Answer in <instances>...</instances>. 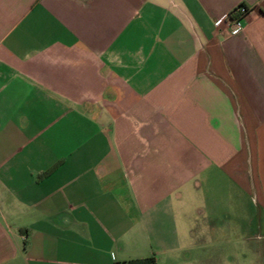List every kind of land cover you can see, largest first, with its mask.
<instances>
[{
  "label": "crops",
  "instance_id": "1",
  "mask_svg": "<svg viewBox=\"0 0 264 264\" xmlns=\"http://www.w3.org/2000/svg\"><path fill=\"white\" fill-rule=\"evenodd\" d=\"M243 257L264 264V0H0V264Z\"/></svg>",
  "mask_w": 264,
  "mask_h": 264
},
{
  "label": "built area",
  "instance_id": "2",
  "mask_svg": "<svg viewBox=\"0 0 264 264\" xmlns=\"http://www.w3.org/2000/svg\"><path fill=\"white\" fill-rule=\"evenodd\" d=\"M247 10L244 6H236L228 13L214 21L213 25L218 27L220 24L225 23L227 26V34L234 35L243 30L241 19L246 15Z\"/></svg>",
  "mask_w": 264,
  "mask_h": 264
},
{
  "label": "trees",
  "instance_id": "3",
  "mask_svg": "<svg viewBox=\"0 0 264 264\" xmlns=\"http://www.w3.org/2000/svg\"><path fill=\"white\" fill-rule=\"evenodd\" d=\"M152 263H153V258L130 260L127 262V264H152Z\"/></svg>",
  "mask_w": 264,
  "mask_h": 264
},
{
  "label": "rangeland",
  "instance_id": "4",
  "mask_svg": "<svg viewBox=\"0 0 264 264\" xmlns=\"http://www.w3.org/2000/svg\"><path fill=\"white\" fill-rule=\"evenodd\" d=\"M248 259H249V258H247V257H243V258H241L243 264H245V261H247Z\"/></svg>",
  "mask_w": 264,
  "mask_h": 264
}]
</instances>
